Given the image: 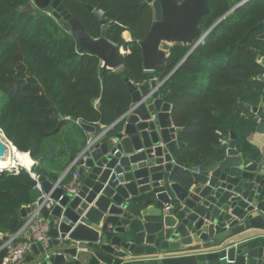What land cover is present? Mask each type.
Listing matches in <instances>:
<instances>
[{"label":"water","instance_id":"95a60500","mask_svg":"<svg viewBox=\"0 0 264 264\" xmlns=\"http://www.w3.org/2000/svg\"><path fill=\"white\" fill-rule=\"evenodd\" d=\"M34 1L40 9L53 11L82 51L97 54L104 67L123 66L126 51L107 38V19H101L96 38L65 8L64 0ZM238 1L210 29L247 0ZM141 4L154 10L148 34L139 40L150 74L140 83L125 78L131 106L108 126L121 122L116 144L107 135L99 137L95 126L80 122L92 137L63 176L53 182L39 163L30 168L58 204L41 210L49 223V241L33 243L34 255H27L25 264H264V90L258 104L247 106L257 118L246 138L250 146L241 148L231 133L221 144V158L193 166L195 181L184 187L175 177L183 168L176 161L184 146L176 137L181 128L173 124L172 104L160 89L210 31L201 27L210 12L209 0ZM94 15L100 18L97 9ZM178 43L192 47L159 80L154 72ZM259 61L264 66L263 56ZM259 78L264 81V74ZM7 150L0 140V157ZM74 166L81 186L71 193L62 183ZM21 212L26 218L31 207Z\"/></svg>","mask_w":264,"mask_h":264},{"label":"trees","instance_id":"16d2710c","mask_svg":"<svg viewBox=\"0 0 264 264\" xmlns=\"http://www.w3.org/2000/svg\"><path fill=\"white\" fill-rule=\"evenodd\" d=\"M181 2L182 0H176ZM238 0H209L202 31L209 30ZM65 8L93 37L101 33V19L110 25L107 38L122 47L123 66H103L97 54L82 51L75 37L55 18L24 9L29 0H0V129L17 150L38 161L46 153V140L58 134L69 120L110 126L132 103L125 78L133 83L147 79L139 40L146 37L154 10L141 0H64ZM104 10L97 18L94 10ZM131 33V39L124 37ZM264 0H247L223 17L160 89L172 104V119L184 143L176 161L183 167L176 179L190 187L196 177L191 168L208 159H220L221 140L231 133L241 148L257 118L248 109L264 90ZM124 35V37H123ZM192 44H174L167 61L154 74L164 79L183 59ZM1 98V96H0ZM62 115V116H61ZM68 117L70 119H68ZM121 122L107 132L111 137ZM74 158V154L72 159ZM74 169L67 175V182ZM47 173L58 180L57 173ZM26 167L0 172V264L3 247L26 222L22 208L33 205L40 192Z\"/></svg>","mask_w":264,"mask_h":264},{"label":"built area","instance_id":"2783aa9c","mask_svg":"<svg viewBox=\"0 0 264 264\" xmlns=\"http://www.w3.org/2000/svg\"><path fill=\"white\" fill-rule=\"evenodd\" d=\"M29 3L33 6H35L38 9V11H40L39 10L40 8L36 5L34 0H29ZM44 9H45L46 13H43V14H46L48 16H51V17L57 19L54 15L53 11H49L47 7ZM97 12L101 17L105 13L104 10H102V9H97ZM76 122L78 124H81L79 120H76ZM113 127L104 126L105 130H103L99 134V137L103 136V135H107V132ZM228 139H229V137L223 138L221 140V142L224 143ZM109 140L114 144L117 143L115 136L109 137ZM17 170H15V171H17ZM29 171H30L32 177L36 181L35 187L40 192L39 198L33 203V205H30L31 212L26 217V222L23 225V229L24 228L28 229L29 234H28V237L23 239V240H19L17 238V233L9 237V239L3 245V247L7 248V254L4 257L2 264H25L26 263V255L31 250L33 243L42 242L45 245H47L48 241H49V236H48V231L50 228L49 223L42 216L41 210L44 207L52 208L55 204H58V201H55L54 199H52L50 197V195L45 192L43 185H42V182L40 180V175H37L33 171V169H29ZM62 186L64 187L65 190H67L71 193H76L78 191L79 187L81 186V179H80V174H79L78 170H74L71 178L67 182H63ZM170 209H171V205H168L165 207L166 211H169Z\"/></svg>","mask_w":264,"mask_h":264},{"label":"crops","instance_id":"0c3cea01","mask_svg":"<svg viewBox=\"0 0 264 264\" xmlns=\"http://www.w3.org/2000/svg\"><path fill=\"white\" fill-rule=\"evenodd\" d=\"M173 124L175 125L174 121ZM175 127L178 126L175 125ZM102 128L103 130H105L104 126ZM102 131H100V133ZM113 136H115V134ZM89 137H92V135L90 136L88 131L85 130L81 124H78L76 120H69L68 123L61 129L58 134L46 140V153L43 159L35 161L31 157L29 152L26 153L32 159L33 166L35 165V163H39L42 166L43 170H46L48 173H57L60 178L61 176H63L64 172L70 167L77 154H79L84 149ZM176 137L178 138V133H176ZM73 154L74 158L72 159ZM73 169L77 170L75 166ZM47 175L50 177L49 174ZM51 180L53 182L57 181L53 180L52 178ZM28 234V229H23L22 227L17 233V238L19 240H23L28 237ZM0 236H2L1 233ZM27 255H34V251L32 248L27 253Z\"/></svg>","mask_w":264,"mask_h":264},{"label":"bare ground","instance_id":"6f19581e","mask_svg":"<svg viewBox=\"0 0 264 264\" xmlns=\"http://www.w3.org/2000/svg\"><path fill=\"white\" fill-rule=\"evenodd\" d=\"M1 135L2 133L0 130V136ZM8 150H7L5 157H0V170H3V169L10 170L12 168L17 167V164H20V162L24 163L27 167H30V168L33 167L32 159L26 152L18 151L17 149L13 148L12 144L10 143L8 145Z\"/></svg>","mask_w":264,"mask_h":264},{"label":"rangeland","instance_id":"374dc122","mask_svg":"<svg viewBox=\"0 0 264 264\" xmlns=\"http://www.w3.org/2000/svg\"><path fill=\"white\" fill-rule=\"evenodd\" d=\"M24 9L25 10H27V11H29V12H31V13H34V14H36V7L35 6H33V5H31V6H25L24 7ZM40 10V12L41 13H46V11H45V9H39ZM154 17V16H153ZM57 20V19H56ZM58 21V20H57ZM128 32V35L129 36H127L128 38H126V36L124 37V35H123V37L126 39V40H130L132 37H131V33L129 32V31H127ZM0 96H1V98L0 99H5V96L3 95V94H1L0 93ZM248 109H249V111H251V113H254L253 111H252V109H250L249 107H248ZM1 133H2V131H1ZM62 136V135H61ZM0 140H2V142L4 143V144H7V145H9V142L4 138V136H3V133H2V135L0 136ZM12 147H13V145H12ZM9 151V150H8ZM14 159H16V158H14ZM21 166H23V167H26V168H30V167H27L24 163H21L20 162V164H17V167L16 168H13L12 170H17V169H19ZM11 169H10V171H12Z\"/></svg>","mask_w":264,"mask_h":264}]
</instances>
